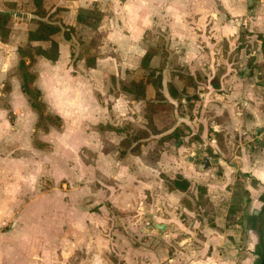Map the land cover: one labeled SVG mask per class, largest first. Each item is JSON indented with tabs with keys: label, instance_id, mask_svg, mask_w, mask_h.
I'll use <instances>...</instances> for the list:
<instances>
[{
	"label": "crops",
	"instance_id": "0c3cea01",
	"mask_svg": "<svg viewBox=\"0 0 264 264\" xmlns=\"http://www.w3.org/2000/svg\"><path fill=\"white\" fill-rule=\"evenodd\" d=\"M94 3L99 4L103 14V20L97 24L98 33L103 38L96 54V68L87 66L86 56L81 55V50L77 51L73 44L74 37L66 41L63 35H57L55 40L60 44V59L56 63L45 59L37 61L34 67L36 86L43 93L48 112L61 116L64 122L68 116L84 123L107 122L111 118L109 101L113 103L116 120L149 133L150 138L141 141L138 153L134 152L140 147L135 149L139 144L137 141H133L128 149L120 147L127 138L124 133L115 132L120 135L117 134L111 151L105 149L113 143L107 140L106 134L83 132L82 136L88 153L98 151L99 166L104 170L114 166L115 176L120 177V196L116 200L121 213L132 203L134 195L141 197L138 205L147 202V214L156 219L154 226L163 232L162 240L153 243L146 262L137 259V264H259L264 252V0H72L60 2L51 10L60 20L57 23L74 26L80 32L84 20L79 15ZM0 11L7 12L3 4ZM35 27L31 20L15 22L11 38L15 32L22 31L26 43L12 45L11 38L7 44L0 41V100L6 98L11 111L17 113V123L21 114L19 108L30 111V123L25 122L24 128L18 126L14 136L20 146L27 147L34 160L41 157L43 153L40 152L44 150L36 147L35 141L48 143L46 149L61 154L77 146L67 138L49 139L51 131L58 129L51 128L48 133L35 132L37 116L16 75L17 49L28 43V34ZM151 35H161L175 42V46L166 49L163 99L156 100L154 87H147L148 102L154 103L150 111L155 110L154 121L162 131L158 133H152L146 127L147 102H135L120 89L123 83L138 79L135 77L137 69H141L140 73L144 71L142 59L146 50L140 49ZM106 41L113 48L109 55H105ZM44 44L49 43L38 45ZM73 46L77 49L74 56ZM156 57L151 64L154 68L157 67ZM109 66H114V93L118 96L111 94L107 86ZM8 81L12 85L9 92L4 89ZM101 84L104 89L109 88L104 91V99L94 95ZM168 84L173 85L178 97L170 94ZM105 101L107 105L103 104ZM162 103L168 104L170 110L161 109ZM191 108H194L193 113ZM222 117H225L223 121H216ZM167 120L171 127L164 130ZM163 121L165 125L161 126ZM178 126L202 132L203 140L210 136V132L212 135L224 132L226 153L217 144L206 145L213 148L214 154H221L219 165L224 171L216 180L211 168L200 169L198 163L192 161L193 156L175 158L167 143L154 145ZM56 133L66 137L65 132ZM35 136L39 140H34ZM29 140L31 147L26 145ZM180 144L182 147L175 144L178 149L174 146V151L183 149V143ZM205 156L210 157L206 152ZM172 172L174 177L181 174L191 181L190 193L196 191L197 184L207 187L206 198L212 209L194 225L202 235L197 241L171 240L172 232L191 231L192 226L187 227L177 212L190 215L191 205L195 204L189 193L168 191V179L174 178ZM236 183L244 187L251 200L250 207L242 211H237L238 205L232 199L231 187ZM216 189L218 195L213 194ZM172 222L177 225L174 230ZM241 232L244 233L242 244L237 239ZM229 235L235 237L234 242ZM32 245L25 248L31 249ZM192 248L195 250H190ZM29 258L35 260L33 255Z\"/></svg>",
	"mask_w": 264,
	"mask_h": 264
},
{
	"label": "rangeland",
	"instance_id": "374dc122",
	"mask_svg": "<svg viewBox=\"0 0 264 264\" xmlns=\"http://www.w3.org/2000/svg\"><path fill=\"white\" fill-rule=\"evenodd\" d=\"M64 1L72 0L45 1L47 8L52 6L48 9L49 19L56 24H59L57 22L60 20L55 18L51 9ZM2 4L5 11L15 14L16 23H21L24 20L16 17V14L20 13L29 15L30 18L27 22L31 20V23L35 25L34 21L38 17L35 15L36 7L33 0H0V6ZM98 5V3H94L88 9L82 10L79 15L84 21L80 32L76 29V33L72 36V38L74 37L73 44L78 48L77 50L74 46L71 47L73 56L81 50V55L87 58L96 55L99 51L98 46L103 35L98 33L99 26L97 24L103 20V14ZM62 23L60 22V24ZM61 35L63 34H59V36ZM26 41L27 38L24 37L22 31L15 32L11 38L12 45L24 44ZM105 44L108 46L105 55H109L113 48L110 42L106 41ZM48 46L49 44H44V47ZM141 46L140 51L142 49L146 52L158 50L155 62L157 66L155 68H158L165 65L166 49L175 46V42L167 40L161 35H151ZM75 50L77 51L75 52ZM113 67L109 66V73L112 75L108 73L106 80L107 86L109 85L110 90L114 93ZM142 70L144 71L140 73L141 69H137L135 77L145 79L150 73L149 70L143 68ZM103 86L101 84V88L97 87L94 93L98 99H104V91L107 92L109 89L108 87L104 89ZM111 87L113 88L111 89ZM103 104L107 105V102L105 101ZM108 105L111 118L107 122L103 120L101 123H84L80 119L74 120L68 116L64 122V129L51 131L53 133L50 134L49 139L63 140L67 138V140L73 141L77 146L72 151H64L61 154L60 151L56 153L54 149L45 148L41 152L38 151L43 155L34 160L27 151V147L20 146L14 136V133L18 131L16 129L18 126L24 128L25 122L30 123L32 117L30 111H23L19 108L18 113L21 114L17 123V113L11 111L6 98L0 100V264H137V259H140L141 263L146 262L150 250L154 247L153 243L162 240L163 232L154 226L157 222L156 219L147 214V202L138 205V199L141 197L138 198L134 195V199L131 198L132 203L127 205L124 213H121L116 200V197L120 196L118 193L121 188L120 177L115 176L114 166L107 170L100 167L98 151L88 153V147L83 143V132H102V134H106L108 141L113 142L111 146L107 145L105 148L107 151H111L113 144L116 143L117 134L120 135L115 133L117 132L114 130L115 128L123 130L124 134H127L126 139L133 141L135 131L127 128L129 124H124V121L116 120L113 116V103L108 101ZM160 106L165 111L170 110V106L166 103H162ZM191 109V113H193L194 108ZM145 118L146 127L150 132H162L155 124L154 115L148 118L151 120L150 122L146 115ZM167 121V127L164 130L171 127L169 120ZM163 125H165V121L162 122L161 126ZM190 131L191 134L182 140L183 149L180 151L173 149L178 142L167 143L170 146L169 149L173 150L172 156L175 158L185 159L190 155L195 156L194 150H197L200 145L217 144L219 132L216 135H212L213 132H210V136L205 140L202 139V142L192 144L193 138L198 134L201 136L202 132H194L191 128ZM56 132H65L66 137L62 138V134ZM224 138L226 146L225 135ZM34 140L39 139L35 136ZM91 140L93 141V139ZM160 140L154 145L166 144L160 143ZM95 143L98 145L97 139ZM138 143L140 147L134 150L135 153L140 152L141 149V141ZM31 144L29 140L26 145L31 147ZM121 146L126 148L122 143ZM178 147H182L180 142ZM206 148L203 153L204 157H206V152L210 156L206 158L212 161L220 160V153L210 154L208 149L212 147L206 146ZM220 150L222 151L221 148ZM155 151L159 152L157 149ZM226 152L227 150L224 153ZM123 153L126 155V150ZM197 163L199 165V160ZM211 170L215 175L214 180L224 171L219 162L214 164ZM172 171L174 172V170ZM173 172L171 176L174 175ZM198 186L199 184L195 186L196 191L188 192L189 197L195 202L194 206L191 205L192 213L188 215L185 212L182 214L180 211L177 212L181 221L187 227L192 226V229L180 234L172 232L171 240L173 241L188 239L197 241L202 238L200 230L195 229L194 225L202 219L204 213H211L210 209L212 208L208 206V202L206 204L199 203L201 194ZM231 190L233 191L232 199L238 205L237 211L250 207L251 200L248 199L249 195L242 185L236 183L231 187ZM218 192L219 190L216 189L213 194L218 195ZM149 200L152 201L150 196ZM171 225L173 230L177 226L175 222H172ZM243 234V232L238 234L239 243L242 241ZM32 243L31 249L25 248ZM32 255L34 261L29 258ZM262 256L263 254L259 264L262 262Z\"/></svg>",
	"mask_w": 264,
	"mask_h": 264
},
{
	"label": "trees",
	"instance_id": "16d2710c",
	"mask_svg": "<svg viewBox=\"0 0 264 264\" xmlns=\"http://www.w3.org/2000/svg\"><path fill=\"white\" fill-rule=\"evenodd\" d=\"M46 0H33L36 7L35 15L38 17L34 23L36 25L34 30H31L28 34V43L18 47L17 53L19 55V63L17 68L16 75L19 77L21 82V89L24 95L27 97L28 103L30 104L32 110L36 113L37 120L35 124V132L37 133H48L51 128L62 129L64 127V120L61 116L52 114L48 112V105L44 100L42 91L36 86L37 73L34 70V67L39 59H45L51 63H56L60 59V44L55 40V36L63 34V37L66 41H70L74 33H76V28L65 23L56 24L49 19V12L45 5ZM14 7V6H12ZM15 14L11 12L0 11V41L4 44L9 43L12 32L15 27ZM42 43H49L48 47H44ZM37 44V45H36ZM93 44V42H92ZM226 44H224L225 49ZM264 51V43H263ZM158 50L155 51L149 50L146 52L142 59V68L149 70L150 73L144 79H133L129 82H125L121 85V90L131 97L135 102L144 101L147 102L146 117L151 118L156 112L150 111L153 108L154 103L148 102L147 96V87L152 85L156 91V100L160 101L163 99L162 90H163V69L165 65H161L158 68L152 67V61L157 55ZM86 63L89 68H96L97 66V56L92 55L86 58ZM156 78V79H154ZM115 83V77H113ZM170 94L174 97H178L173 85L168 84ZM4 89L9 92L12 89L11 83L6 82ZM112 94L118 96V94ZM225 117L217 118V122H221ZM129 129L135 131L133 136V141H142L143 139L150 138V135L146 130H143L135 125L129 124L127 126ZM119 133H124L123 130L114 129ZM191 134L190 128L188 126H178L172 132L164 135L160 143H169V142H182V140ZM129 135V134H128ZM217 144L222 151L225 152V138L224 132H219L217 134ZM132 141V142H133ZM130 139H124L122 145L124 144L126 148H129L132 145ZM197 142H202L200 134L193 138L192 144ZM34 145L38 148L45 149L48 148V143L35 141ZM140 145L138 144L135 149ZM210 154H213L212 148L208 149ZM123 154V153H122ZM168 191H180L183 193H188L192 188V183L189 179L185 178L181 174H177L172 180L168 182ZM198 190L200 191L199 203L202 204L209 203L208 190L206 186L199 185ZM237 212V211H236ZM216 227L215 224H212ZM231 241H235L233 235H229ZM240 247V246H239Z\"/></svg>",
	"mask_w": 264,
	"mask_h": 264
},
{
	"label": "water",
	"instance_id": "95a60500",
	"mask_svg": "<svg viewBox=\"0 0 264 264\" xmlns=\"http://www.w3.org/2000/svg\"><path fill=\"white\" fill-rule=\"evenodd\" d=\"M16 17L22 18L24 20H28L30 18L29 15L20 14V13H17ZM206 149H207L206 146L200 145V147L197 150H194L195 156H193V158H192L193 159L192 161L195 160L196 162H198V160H199L200 169L202 168V170H205V171L210 169L214 164L219 162V160L212 161L209 158L204 157L203 153ZM161 228L164 229V226H161ZM261 264H264V252H263Z\"/></svg>",
	"mask_w": 264,
	"mask_h": 264
}]
</instances>
